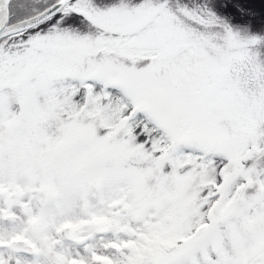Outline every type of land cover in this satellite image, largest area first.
<instances>
[{"label":"snow or ice","instance_id":"1","mask_svg":"<svg viewBox=\"0 0 264 264\" xmlns=\"http://www.w3.org/2000/svg\"><path fill=\"white\" fill-rule=\"evenodd\" d=\"M0 264H264V0H0Z\"/></svg>","mask_w":264,"mask_h":264}]
</instances>
